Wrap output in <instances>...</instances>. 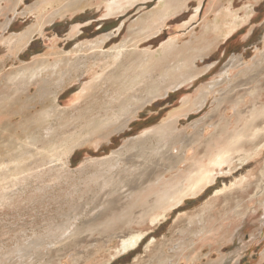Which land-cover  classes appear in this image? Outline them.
Returning <instances> with one entry per match:
<instances>
[{
	"label": "rangeland",
	"instance_id": "obj_1",
	"mask_svg": "<svg viewBox=\"0 0 264 264\" xmlns=\"http://www.w3.org/2000/svg\"><path fill=\"white\" fill-rule=\"evenodd\" d=\"M22 1L13 5L16 0H5L0 5V24L5 22L7 26L4 32L0 29V264H264V211L247 199L255 191L253 186L247 194L239 192V187L233 194L225 192L233 195V200L224 201L225 194L214 196L224 183L228 186L240 175L250 172L253 177L249 180L253 181L264 167V155L244 170L236 164V170L223 176L216 168L219 175L212 188L188 198L180 208L166 213L164 219L153 222L165 209L169 193L186 187L188 179L194 178L196 167L207 165L223 147L228 131L249 134L251 130L242 128L249 118L248 129L263 125L260 114L264 106V69L259 63L264 49V0H186L182 10L160 22L159 32L144 39L139 47L155 53L172 42L182 51L196 38L211 35L213 42L205 48L211 52L198 61L196 76L145 104L143 98L137 102L132 99L135 97L128 98V104L136 102L127 115H133L132 119L122 129L111 132L109 140L87 138L71 151L67 160L59 156L61 161L51 163L43 157L47 155L45 150L61 146L70 135L82 130L83 119L92 112L103 113L102 107H110L104 105L108 100L104 87L93 85L100 84L97 80L110 72L117 73L116 66L105 65L102 57L95 63L90 60L82 72L67 73L68 83L62 88L45 71L38 81L28 84L26 94L6 90L7 79L25 65L46 66L57 59L66 65L100 36L109 35L104 47L108 52L127 40L136 24L159 10L166 0H133L123 12L110 16L107 8L113 0H83L72 12L57 15L19 54L12 55L5 38L19 36L66 0ZM31 5L41 6L30 12ZM248 9L252 10L250 21H243L226 35L232 33L230 42L223 45L225 35L217 40L218 34L212 30L215 21L225 24L224 20L232 16L242 18ZM238 59L241 61L226 73ZM161 68L156 67L154 72L159 73ZM222 79L224 82L218 87H211ZM237 88L239 92L256 89L254 95L259 98L249 97L253 103L258 101L255 107H246L234 117L229 103L234 93L228 91ZM206 90L209 96L204 107L192 109L184 117L175 116L182 100L194 99ZM140 94L143 92L134 95L139 98ZM221 95L230 98L224 102ZM51 105L56 106L61 119L34 123V118ZM110 108L106 111L109 116H116L120 110L117 104ZM174 117L179 118V130L167 129L163 137L147 140L143 149L129 148L133 140L145 137L147 131ZM117 118L118 123H123L125 116ZM225 120L232 123L223 129ZM47 127L53 133L43 141L41 136ZM33 135L38 138L37 143L16 163V154L25 151L21 145ZM183 142H190L188 159L175 160L177 165L171 168L167 148L177 149ZM110 158L109 179H103L105 172L94 173V168H85L91 162ZM94 174L96 177L90 180ZM236 200L249 214L235 216ZM135 233L146 234L143 243L134 251L120 253L121 238Z\"/></svg>",
	"mask_w": 264,
	"mask_h": 264
},
{
	"label": "bare ground",
	"instance_id": "obj_2",
	"mask_svg": "<svg viewBox=\"0 0 264 264\" xmlns=\"http://www.w3.org/2000/svg\"><path fill=\"white\" fill-rule=\"evenodd\" d=\"M8 1H11V0H8ZM16 1L17 2H15L14 4L12 3V4L15 5L18 3V1H22V0H16ZM132 1L133 0H113L112 3L108 6V8L106 7L107 15L110 16V15H115L117 13L123 12L124 9H126V7L131 4ZM185 1L186 0H166L159 10L151 13L149 16L145 15V18L141 19L140 21L138 20L139 22L136 24L135 29L133 28L134 30L130 32L129 38L127 40H124V42H122L121 45L113 47L112 50H110L112 52L104 51V47L106 46V42H107V39L109 38V35L100 36L93 43L91 42L84 49L82 48V52L85 51L84 53H82L79 56H76L73 59V61L70 60L69 62L68 61L66 62L68 69H65L66 65L57 59L51 63L49 62L50 64L46 66L43 65V66H36V67H28L25 65L23 67H20L18 71L12 75V77L7 79L6 88H5L6 90L11 89L8 91L9 92L19 91L21 92V94L22 92L26 94L28 84L36 81L37 78L41 75V73L45 71L50 72V74L54 76L52 80L56 83V86L58 88L60 87L62 88L66 86V84L68 83V81H66L68 79L67 73L72 72L71 70H74V73L76 74L78 73L79 70H81L82 72L84 68L86 69L88 67L90 60H94V63H95L98 57H102V59L106 60L105 65L107 66L115 65L116 70H118V72L122 71V73L120 74H117L118 72L116 73V72L109 71L110 73L107 77L97 80V82L100 81L99 82L100 84L96 83L93 85V87L94 86L98 87L101 85L102 87H104L103 90H106L104 96L107 97L108 99L107 101L104 102V105L107 104L108 107L109 106L111 107L113 104H117V106L120 109L118 112L119 115L118 114H116V116H109V114L107 115L106 111L108 112L110 107L109 108L102 107L101 109L103 110V113H99V112L93 113L92 112L89 117L83 119L82 130L70 135L63 142L62 144L63 147L61 145V146L52 148V150H48V149L45 150L47 152V155H43V157L50 160L49 163L54 162V161H57V162L61 161V158L58 159L59 156H62V157L64 156L66 159V157L71 153V151L78 145H81L84 141H87V138L101 137L100 141L109 140L111 132L118 131V129H120L122 125H124L130 119H132L133 115H131V118L127 116L129 114V107L132 104H135L137 101H141L142 98H143L142 103L145 104L158 96L167 94L169 91L174 90L177 87H180L181 84H184L188 82L189 80H192L193 79L192 77L196 76V74L199 71L198 66H197L198 61L199 60L202 61L206 57V55H208V53L211 52V50L205 51V48H208L210 46L211 44L210 42H213V41H210L212 39L211 35L210 36L204 35V36H200L196 38V40L194 41V44H192L188 48H185L182 51H179V49H177V46L172 44V42L165 43L166 45L163 46L161 50L155 53L149 52L148 50H145V49L140 50V47H139L140 43L144 39L148 37H152L159 32L160 26H161L160 22L166 21L169 17H172L173 15L177 14L180 10H182V7L184 6ZM1 2H5V0H0V5H2ZM81 2H83V0H66L62 4L58 5V7L54 9L53 12H51L47 16L39 17L37 23L34 24L33 27L31 26L30 29L23 32L19 36H16V37L8 36L7 38H5L4 42L7 43L6 45H9L8 49L10 50L11 54L12 55L19 54V51L23 49L24 47H26L30 39L35 34L40 33L42 28L45 27L47 23L49 22L51 23L52 21H54L57 15L63 16L66 13L72 12L77 6H80L79 3ZM36 6L37 5L29 6L28 11L30 12L34 11L35 9H37V7H40L41 5H38L37 7ZM26 13L27 11L24 12V14ZM251 15H252L251 10L248 9L246 10L242 18L238 16H232L231 19L224 20L225 24H220L219 22H217L218 20L215 21L214 25L212 26V30L214 31V33L218 34L217 40L219 36L221 38L224 37V35L226 36L229 32L235 29V27H237L240 23H242L243 21L247 19L249 20ZM6 27L7 26L5 22L0 24V29L2 30V32H4ZM3 37H4V34L2 35L1 39H3ZM214 40H216V38ZM85 53H88V55L87 54L85 55ZM261 60L262 61H260L259 64L262 65L263 66L262 69H264V49L261 54ZM240 61L241 59H238L232 65L230 64L229 68L225 70V72L228 73L229 70L233 69L234 65ZM169 62H172V63L164 65V63H169ZM159 66L162 68L160 69L159 73L158 72L155 73L154 69ZM223 79L214 83L213 86L211 84V87L212 88L218 87V85L224 82ZM104 81L106 82L105 84H103ZM211 87L209 86L208 90L211 89ZM208 90L200 92L199 94H197V97L194 99L186 98L182 100L181 110L175 116H178L179 118L184 117V115H187V113L190 112L192 109L204 107L205 103L208 100L207 98L209 96ZM239 90H240L239 88H237L236 90L235 89L229 90L228 92L234 93L233 95L230 96L231 98L226 97V96H224L225 97L224 98L223 95H221V98H223L224 102L225 101L227 102L230 98L229 103L231 105V109L234 111V117H238L240 114H242V109L246 107H249V108L255 107L258 101L253 103V99L249 100L248 99L249 97L255 98L256 100H258L259 98V95H254L256 89H253V90H249V89L242 90L241 89L240 92ZM137 92L138 93L143 92V95L140 94L141 96L138 98L136 95H134ZM43 97L45 96H41V98ZM131 97H135L132 99H134L136 102L128 104V98L131 99ZM133 111L134 110H132V112ZM56 112H57L56 106L51 105L50 108H47L45 111H43V113L39 117L34 118V123L39 122V121L43 122L44 120L48 121L50 119H53L54 117L61 119V116L59 114H56ZM249 112L250 114H254V112L253 113L251 111ZM260 115H261L260 119H262L261 123L263 125L258 124L257 126H254V128L252 129L251 127L250 129H248L250 126L248 124L250 122V118L249 120L248 119L245 120L242 128L244 130L247 129L248 131L251 130L249 131V134L245 132L247 135L246 134L239 135L238 131H237L238 133L237 132L232 133L230 132L231 130L228 131L227 136L225 134L226 137L223 140V147H219L220 149H218L215 152L212 159L208 160L209 162L207 165L202 166V167L198 166L200 167L199 169L198 167H196L197 168L196 173L193 172L195 173L194 174L195 176L190 181H189L190 178L188 179L189 183L186 187L181 188V189L174 188L169 193L168 197L165 199V202H166L164 206L165 209L162 211L160 215L155 217L153 222H157L159 220L164 219L166 216V213L174 212L175 211L174 209L180 208L183 202L187 200L188 198L198 197L203 192H206L207 189L212 188L217 182L218 173H216V170H215L216 168L218 169L219 174L223 176L226 174H230L234 170H236V167H237L236 164L239 165L240 170H244L247 166L250 167L254 163L256 158L264 155V106L261 108ZM120 116H125V118L123 119L124 120L123 123H118L117 117H120ZM178 117H176V119L174 117L171 121L165 124L159 125L151 129L150 131H147L145 133L147 134L145 137H141L140 139H137L136 141L133 140L130 143L129 148L132 149L134 147L135 149L136 147L138 148L140 146L141 149H143L142 146L147 140L155 139L157 137H163L167 129L170 128L175 131L179 130L177 126L178 120H179ZM228 121L229 120H225L223 124V129H226L228 126L231 125L232 121L231 123ZM235 122H238V120ZM52 133L53 132H51V129L47 127L41 136L43 138V141L47 139L48 137H50ZM37 140L38 138H36L35 135L27 137V141H25V143L21 145L25 151L23 153L18 152L16 154V163H18L17 159H20V157H23V155L30 152L31 148L29 149V147L34 146L35 143H37ZM190 142L189 144H185V142L181 143V145H179V148L177 149L167 148L170 152L169 153L170 154L169 163H170L171 168L175 166L174 164L177 165V162H184L188 159L187 152H188V146L190 145ZM196 142L198 143V141ZM111 160L112 159L110 158L109 160H105L99 163L91 162L85 168H94V173L105 172L103 174V179H109L108 169L112 166L111 165L112 163H110ZM175 160L177 162H175ZM63 164L65 163L63 162ZM263 166H264V162H263ZM64 171H65V167H64ZM236 173H234L233 175L231 174V175L234 177ZM240 174L241 172H239V175ZM250 176L253 177L252 173L249 172L245 176L240 175L239 178L235 177L233 181H229L228 186L222 181V183H224L222 185V188L217 189L214 193V196H221V194H225V192H230L231 194H233L235 192V189L238 187H239V192H243V193L246 192L247 194L248 189L251 186H253L255 191L252 194L247 195V199L250 202L253 201L258 206V208H261L264 211V200H263L264 199V167L260 171L257 172V176L255 177V179L253 178L254 182L252 180H249ZM95 177L96 175L94 174L92 177H90V180L94 179ZM122 181H120L121 183L119 182L118 183L122 184ZM250 181H252L253 183ZM118 188L119 190L121 189L120 187ZM116 191L117 190H115V192ZM232 196L233 195L225 194L224 196H222V199L224 201H227L228 199H231ZM130 198H131V195H130ZM236 206H237V209L234 212L236 217L246 216L247 214H249L250 211H247L241 208L242 206H241L240 201H238ZM145 236H146L145 233H135L130 236L121 238L119 246H118L119 247L118 251L124 254L129 251L136 250L139 247V245L143 243Z\"/></svg>",
	"mask_w": 264,
	"mask_h": 264
},
{
	"label": "crops",
	"instance_id": "obj_3",
	"mask_svg": "<svg viewBox=\"0 0 264 264\" xmlns=\"http://www.w3.org/2000/svg\"><path fill=\"white\" fill-rule=\"evenodd\" d=\"M249 21H250V19H249ZM232 36H233L232 33H230L228 36H226L227 38L224 40L223 45H225L226 43L230 42V40L228 38H230Z\"/></svg>",
	"mask_w": 264,
	"mask_h": 264
}]
</instances>
